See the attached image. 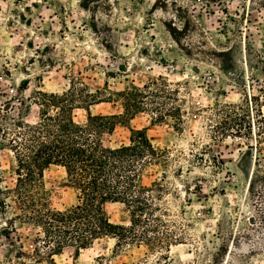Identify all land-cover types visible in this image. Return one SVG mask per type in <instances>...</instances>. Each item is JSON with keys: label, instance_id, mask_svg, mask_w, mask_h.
Wrapping results in <instances>:
<instances>
[{"label": "rangeland", "instance_id": "1", "mask_svg": "<svg viewBox=\"0 0 264 264\" xmlns=\"http://www.w3.org/2000/svg\"><path fill=\"white\" fill-rule=\"evenodd\" d=\"M73 85L77 122L87 108L132 110L110 144L141 130L169 149L157 204L178 238L118 250L104 238L79 264H264V0H0V264H47L35 254L39 229L16 217L11 139L38 120L43 93ZM160 176L150 169L146 181ZM44 183L52 207L76 203L64 167L51 165ZM105 209L130 224L124 204Z\"/></svg>", "mask_w": 264, "mask_h": 264}, {"label": "trees", "instance_id": "2", "mask_svg": "<svg viewBox=\"0 0 264 264\" xmlns=\"http://www.w3.org/2000/svg\"><path fill=\"white\" fill-rule=\"evenodd\" d=\"M47 98L38 120L19 123L21 130L11 139L17 160L15 172L19 182L16 197L23 222L39 229L35 254L47 264H60L56 256L70 252L79 264L82 253L104 238L115 239V249L146 243L154 248H169L178 238L166 229L165 210L157 204L166 189L167 168L171 156L168 148L153 143L139 130L129 144H110L117 124H122L132 110L124 114H93L87 108L86 122L74 115V85L64 93H43ZM96 94L87 102L97 104ZM258 130H264V115L257 118ZM260 138H257V143ZM260 151V148L257 147ZM51 165L65 168L77 201L65 208L50 204L44 172ZM161 169L160 178L148 183L147 172ZM119 202L130 212V224L114 223L107 203ZM10 224L14 218L8 220ZM9 234V232H8Z\"/></svg>", "mask_w": 264, "mask_h": 264}]
</instances>
